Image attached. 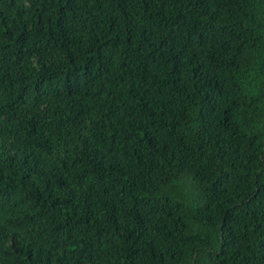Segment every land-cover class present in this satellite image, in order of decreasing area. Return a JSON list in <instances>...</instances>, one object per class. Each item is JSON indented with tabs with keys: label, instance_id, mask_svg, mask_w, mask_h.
<instances>
[{
	"label": "trees",
	"instance_id": "obj_1",
	"mask_svg": "<svg viewBox=\"0 0 264 264\" xmlns=\"http://www.w3.org/2000/svg\"><path fill=\"white\" fill-rule=\"evenodd\" d=\"M0 264H264V0H0Z\"/></svg>",
	"mask_w": 264,
	"mask_h": 264
}]
</instances>
